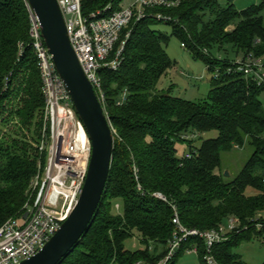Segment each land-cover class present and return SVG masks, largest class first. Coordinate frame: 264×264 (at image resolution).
<instances>
[{
	"label": "trees",
	"instance_id": "1",
	"mask_svg": "<svg viewBox=\"0 0 264 264\" xmlns=\"http://www.w3.org/2000/svg\"><path fill=\"white\" fill-rule=\"evenodd\" d=\"M122 1L82 0V13ZM150 12L170 17L166 24L172 33L156 30L162 21L151 17L132 24L119 69L99 72L102 104L116 132L110 177L90 229L59 264H158L174 233L171 205L187 229L211 231L237 219L242 232H233L211 251L218 264H248L235 250L264 237L255 227L264 222V85L246 78L235 63L264 57V0L244 10L233 0H182L177 8ZM29 29L27 1L0 0V227L23 213L43 159L37 144L45 98ZM172 37L212 77L220 71L206 99L188 101L158 89L176 66L166 50ZM125 91L127 100L119 105ZM211 132L218 136L203 140ZM196 140L202 141L200 146ZM184 144L190 159L179 156L177 146ZM247 144L254 152L235 179L227 180L224 154ZM156 193L169 203L154 197ZM117 203L123 207L120 215L114 212V207L121 209ZM133 238L143 248L128 250L126 243ZM195 246L200 264H207V247L199 239L183 244L167 264H178Z\"/></svg>",
	"mask_w": 264,
	"mask_h": 264
},
{
	"label": "built area",
	"instance_id": "2",
	"mask_svg": "<svg viewBox=\"0 0 264 264\" xmlns=\"http://www.w3.org/2000/svg\"><path fill=\"white\" fill-rule=\"evenodd\" d=\"M126 3L127 0H123L118 5L109 4L85 16L82 13V0H58L71 45L88 79L96 92H99L101 102L104 101V93L99 72L103 69H119L124 47L131 35V25L147 17L166 23L171 20L170 17L162 13H151L150 10L177 8L182 0H131ZM28 12L29 46L37 58L45 98L42 138L37 144L43 159L31 182L23 213L7 220L0 227V264H20L35 256L59 231L78 204L92 156L91 142L45 45L41 26L29 6ZM182 47L186 48L184 44ZM22 50L23 47L21 53ZM235 64L246 78L252 79L259 86L264 85L262 58L249 56L245 61L238 59ZM219 75L220 71H216L213 77L218 78ZM126 100L127 91L118 104L122 105ZM191 157V153L184 155V159ZM133 171L139 182V171L135 166ZM138 188L142 190L140 184ZM153 196L168 202L161 193ZM171 206L174 211V233L168 242L167 256L158 264H167L190 239L203 240L207 247L204 260L207 264H218L212 255L213 246L227 241L235 231L242 232L239 230L240 222L234 218L211 231L187 229L182 225L176 207ZM255 227L264 231V222H256ZM152 249L149 248L150 251ZM187 254L198 257V247L187 251Z\"/></svg>",
	"mask_w": 264,
	"mask_h": 264
},
{
	"label": "water",
	"instance_id": "3",
	"mask_svg": "<svg viewBox=\"0 0 264 264\" xmlns=\"http://www.w3.org/2000/svg\"><path fill=\"white\" fill-rule=\"evenodd\" d=\"M26 1L41 26L45 45L92 145L88 174L75 209L35 256L20 263L59 264L75 249L97 215L110 177L116 138L104 106L71 45L58 0Z\"/></svg>",
	"mask_w": 264,
	"mask_h": 264
},
{
	"label": "rangeland",
	"instance_id": "4",
	"mask_svg": "<svg viewBox=\"0 0 264 264\" xmlns=\"http://www.w3.org/2000/svg\"><path fill=\"white\" fill-rule=\"evenodd\" d=\"M130 1L131 0H127L126 4ZM155 29L168 33L169 35L172 33V28L165 22L157 25ZM232 29V27L229 28V30ZM166 50L169 57L176 62V66L160 80L158 89L171 92L172 96L188 101L197 102L206 99L211 90V80L213 78L207 66L201 60L196 59L189 51L184 49L181 42L174 37L171 38L168 46H166ZM217 56L224 57V54L219 53ZM240 59L242 58H239V60ZM262 60L264 62V57H262ZM260 98L264 104V94L261 95ZM217 136V132H211L203 135L202 138L203 140H208L216 138ZM196 143L200 146L202 141H197ZM177 148L180 157L184 156L188 150L187 144L178 145ZM253 152L254 149L247 144L243 149L224 154L223 168L225 169V173L229 174V176L226 177L227 180L231 181L235 179ZM116 205H120L121 209L118 211L116 207H114V212L119 215L122 214V204L117 203ZM260 217L264 218V212L260 214ZM126 247L131 251L143 248L139 238L128 240ZM235 252L248 264H264V239L254 237L251 241H245ZM178 264H200V262L196 255L185 254L180 258Z\"/></svg>",
	"mask_w": 264,
	"mask_h": 264
},
{
	"label": "crops",
	"instance_id": "5",
	"mask_svg": "<svg viewBox=\"0 0 264 264\" xmlns=\"http://www.w3.org/2000/svg\"><path fill=\"white\" fill-rule=\"evenodd\" d=\"M259 1L260 0H233V3L235 4L237 9L243 10L250 7L251 5L259 4Z\"/></svg>",
	"mask_w": 264,
	"mask_h": 264
}]
</instances>
